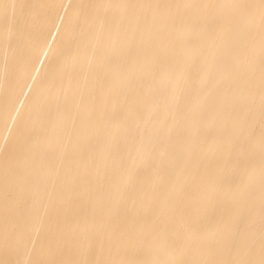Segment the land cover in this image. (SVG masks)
<instances>
[{"label":"bare ground","instance_id":"bare-ground-1","mask_svg":"<svg viewBox=\"0 0 264 264\" xmlns=\"http://www.w3.org/2000/svg\"><path fill=\"white\" fill-rule=\"evenodd\" d=\"M0 264H264V0H0Z\"/></svg>","mask_w":264,"mask_h":264}]
</instances>
